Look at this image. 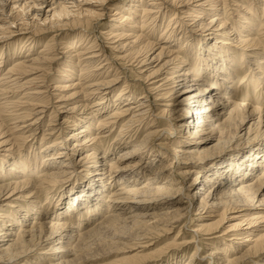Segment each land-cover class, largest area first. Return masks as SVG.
Here are the masks:
<instances>
[{
	"label": "bare ground",
	"instance_id": "1",
	"mask_svg": "<svg viewBox=\"0 0 264 264\" xmlns=\"http://www.w3.org/2000/svg\"><path fill=\"white\" fill-rule=\"evenodd\" d=\"M93 1L0 0V264H264V0Z\"/></svg>",
	"mask_w": 264,
	"mask_h": 264
},
{
	"label": "rangeland",
	"instance_id": "2",
	"mask_svg": "<svg viewBox=\"0 0 264 264\" xmlns=\"http://www.w3.org/2000/svg\"><path fill=\"white\" fill-rule=\"evenodd\" d=\"M89 1H91V3H96V2H94L93 0H89ZM93 1V2H92ZM128 1L129 0H114L113 1V3H116V4H120V5H122L123 3L125 4H127L128 3ZM264 2H260V3H257L258 4V6H259V9L261 8V6H262V4H263ZM128 5V4H127ZM256 7H257V5H256ZM47 9V7L45 8V10ZM111 14H112V10L111 11H107L102 17H101V19L99 20V24H102L103 26H102V28L101 29H103L104 27H106L107 26V24L108 23H110L109 21H110V19L112 18V16H111ZM206 23V22H205ZM258 25V24H257ZM14 27V26H13ZM258 26H256V28H257ZM69 27L67 26V25H65V26H63L62 27V30H59V31H56V32H49V31H47V32H43V37H41V41L42 42H48L50 45H54V50H53V53H57V55H58V59H59V61H61V59L64 57V53H67L66 51L67 50H63V49H61V45L60 44H57L58 43V36H56L57 37V39H51V36L52 35H56L57 33H60L61 31H64V30H67ZM255 28V29H256ZM161 29V28H160ZM90 30V29H89ZM212 30V28H210V31ZM91 31V30H90ZM210 31H208V30H206V34L207 33H209ZM96 34H95V38H96V40H95V45L97 46L98 44L100 45V46H102L103 47V49L106 51V53L111 57L112 56V54H113V52L110 50V43H109V41L108 40H106V39H104L102 36H100V35H98V30H96V32H95ZM198 34V33H197ZM63 35V34H62ZM73 35V34H72ZM90 36H92V35H90ZM3 37H5V35H3V36H1V38H3ZM196 37H198V36H196ZM51 39V40H50ZM51 41V42H50ZM11 42V41H10ZM10 42H8L7 44H3L4 46L5 45H10L11 43ZM55 42V43H54ZM57 42V43H56ZM86 43V42H85ZM84 43V44H85ZM88 45H89V43H88ZM73 54V52H70V55H72ZM113 62V65H112V67L111 68H113L114 70L113 71H111V68L109 69V71L110 72H114L115 70L117 71V73H119L117 76H119L120 78H119V80H118V82H119V84L116 86V87H114L113 88V90L111 91V92H109V93H111L110 94V96L112 95V97L114 96V94L117 92L116 90H118V89H120V87H122L125 83H128V85H134V84H136V82H134L135 80H134V74L133 73H130V72H128L127 70H124V69H121V68H119L117 65H116V62L114 63V60L112 61ZM60 63V62H59ZM59 63H57V65H53V68H51V70H50V76L52 77V79L54 78V76H56L57 75V72H56V69L59 67ZM105 74V73H104ZM55 81V80H54ZM51 83H49V86H51L52 84H54V82L53 81H50ZM138 91V90H137ZM51 92H54V91H51ZM139 93V92H138ZM54 94H56V93H54ZM251 96V95H250ZM55 99V100H54ZM239 99H240V96H239ZM242 99V98H241ZM260 100V99H259ZM52 101H56V98H53L52 99ZM57 103V102H56ZM54 105H51V106H55V103H53ZM263 107H264V104L262 105ZM54 107H47V112L45 113V116L43 117V122H42V125H41V128H40V130H39V132H36V134L37 133H39V137H41V135H42V133L47 129V125L46 124H48V120H49V117H50V115H51V113H52V115L53 114H57V118H59V119H57V121H53L52 123L54 124L55 122H58L62 117V115H64V112H61V111H63V108H59V109H56V110H58L57 112H54ZM53 110V111H52ZM1 113H2V111H1ZM48 114V115H47ZM51 118H52V116H51ZM55 120H56V118H54ZM51 126H53V125H51ZM51 126H49V127H51ZM111 127H113V129H112V131H111V133H112V135H116L119 131H120V123L119 124H116L115 126H111ZM68 130H70V128L69 129H67L66 131H68ZM144 134V132L142 131V132H140V134L139 135H137V137H136V139H134L135 141H137L138 139H140L141 138V136ZM55 134H53L52 135V138H54V137H56V136H54ZM245 141H247V140H241L240 141V143H242V144H244L245 143ZM31 141H27V143L26 144H23V145H21L20 147H19V151H21L20 153V155H22V154H24L26 151H28L29 150V144H31V143H34V142H31ZM107 143V142H106ZM36 144V143H35ZM104 144H105V142H104ZM147 149H151V146L149 145V143H147L146 144V146H145ZM150 147V148H149ZM120 151H122V150H117L114 154H113V157H115ZM218 152V151H217ZM216 152V153H217ZM194 174H191V175H189L187 178H185V179H181V178H178V181H183V183L185 184L186 183V181L187 180H189L190 179V177H192ZM57 188V189H56ZM110 188H112V187H110ZM60 189H62V188H58V187H54L53 189L51 188V187H49L46 191H47V193H51L52 191V193H55V192H57V191H59ZM44 192V191H43ZM42 192V193H43ZM109 192V190H107V193ZM42 193H41V195H40V197H39V200L41 201V202H43L44 201V196L42 195ZM106 193V194H107ZM195 208H196V205L193 207V209H192V213H194V210H195ZM100 217V215L99 216H96L93 220H96L97 218H99ZM187 220V221H186ZM230 221L231 220H229V221H227V220H225L222 224H221V226H220V229H219V232L217 233V235H220L221 234V232L227 227V225L230 223ZM191 222H193V223H191ZM184 223H186L185 225L187 226V227H185V228H181V232H182V234H183V236L185 237V238H188V237H191L190 235H191V233L189 232L190 231V229L192 228V226H194L195 224H196V221L194 220V216H192V214L191 215H189V217H187V219H185L184 220ZM181 226H183V223L182 224H180ZM179 225V226H180ZM188 228V229H187ZM178 229H179V227H176V228H174L173 230H171V232H169V234H167L166 236H163V237H161L159 240H158V242L156 243V245L157 246H155V244H154V246H153V249H156V247H158V246H160V245H162V243L165 241V240H167V239H169L170 237H174V234L178 231ZM190 239V238H189ZM104 242V244H102V242ZM101 241H98V242H96L95 244H89L88 245V247H87V249H86V251H87V253H88V255H90L91 256V259L90 260H88V261H85V262H82L81 264H104V263H109L112 259H113V257H114V255L113 254H115V253H113L114 251H113V249H108V245H106V244H108L107 242H106V238H104V239H102ZM195 241V242H194ZM222 242H228V241H226V240H221ZM198 244L199 243V245L200 246H202V244L200 243V241H196V239H194L193 238V242H192V246H191V249L190 250H192V248L194 247V244ZM93 245V247H91ZM96 245V246H95ZM94 246H95V248H94ZM101 246V247H100ZM102 246H104V247H102ZM155 247V248H154ZM104 248V249H103ZM99 250V251H98ZM104 250V251H103ZM190 250H189V252H190ZM92 251V252H91ZM98 251V252H97ZM151 252V251H150ZM208 252V251H207ZM96 253V254H95ZM104 253V254H103ZM131 253V252H130ZM177 252H175L174 250L173 251H167L166 253H159V255L157 254V253H153V254H151L149 257H145V258H141V257H137L138 259H132V260H129V261H125V263H120V264H155V263H157L160 259H161V261L162 262H164V261H166V262H171L172 261V259H173V255L174 254H176ZM188 253V252H187ZM187 253H185V255L187 254ZM103 254V255H102ZM185 259V257L184 258H182V260H181V262H179V264H181L182 263V261ZM220 263H223V262H220ZM178 264V263H177ZM203 264H206V263H203ZM223 264H225V263H223Z\"/></svg>",
	"mask_w": 264,
	"mask_h": 264
}]
</instances>
